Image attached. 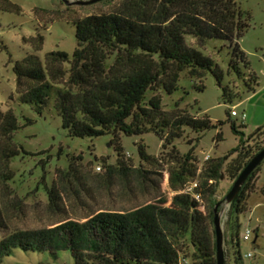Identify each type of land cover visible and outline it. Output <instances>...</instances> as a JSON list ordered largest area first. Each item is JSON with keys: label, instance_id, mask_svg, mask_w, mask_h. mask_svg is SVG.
<instances>
[{"label": "rangeland", "instance_id": "374dc122", "mask_svg": "<svg viewBox=\"0 0 264 264\" xmlns=\"http://www.w3.org/2000/svg\"><path fill=\"white\" fill-rule=\"evenodd\" d=\"M7 1L16 5L19 12L6 10L0 0V112H13L20 129L8 141L0 138V150L8 144L18 151L6 165L0 159V240L14 232L31 237L57 232L60 242L68 241L73 237L71 224H84L100 214L128 215L150 205L169 208L172 198L178 194L175 189L182 186L180 194H192L204 181L202 172L206 162L228 156L236 147L239 137L226 122L232 107L246 116L244 121L231 117L236 126H241L245 146L264 147V131L248 139L256 129L264 128V0H236L249 19L248 30L237 44L257 80L256 92H247L245 69L241 67L242 79H237L228 69L231 49L227 43L210 40L200 48L186 36L188 47L199 50L221 70L220 86L211 74L196 81L185 72L180 74L175 92L166 95L161 89L148 91L144 104L157 95L162 111L169 117H207L212 123L223 125L202 134L182 129L179 139L165 144L151 133L121 136L119 147L112 145L110 135L91 139L69 137L61 127L53 101L40 114L31 106L21 104L13 66L30 54H35L41 62L46 54L54 51L64 52L71 58L76 48L75 21L113 13L123 0H105L87 6H77L74 2L89 0H67V4L61 0ZM39 37L43 40L41 49L33 53ZM62 68L67 72L69 65L64 64ZM67 77L66 74L64 81ZM225 86L238 94L240 100L225 103L222 99ZM26 120L32 124L25 126ZM218 133L222 137L216 139ZM138 146L142 147L145 159L139 156ZM189 153L194 159L191 164L195 175L184 184L173 182L172 172L178 171L181 158ZM118 163L124 167L123 171ZM233 182L223 176L214 196L204 195L200 204L206 215L218 205L225 264H264V196L261 193L251 197L246 212L239 218L241 259L236 258L231 238L235 236L237 224L231 218L230 205L223 202ZM256 185L258 190L264 189V164ZM50 189L54 190L52 199L47 194ZM256 202L260 206L255 207ZM258 218L262 219L260 225ZM246 229L251 231V237L245 242L241 238ZM213 231L212 223L208 229L211 245L215 243ZM175 246L179 250L178 264H203L194 260L193 249L187 241L181 240ZM69 249L66 242L59 246L45 243L43 254L16 250L2 264H76ZM247 254L252 257L245 258ZM79 255V264H106L89 249L83 248Z\"/></svg>", "mask_w": 264, "mask_h": 264}, {"label": "trees", "instance_id": "16d2710c", "mask_svg": "<svg viewBox=\"0 0 264 264\" xmlns=\"http://www.w3.org/2000/svg\"><path fill=\"white\" fill-rule=\"evenodd\" d=\"M1 2L6 10L19 12L9 1ZM248 20L236 0H123L113 13L75 21L76 48L71 58L64 52L54 51L46 54L43 62L35 54L16 61L13 73L18 101L31 106L37 114L53 101V109L69 137L91 139L110 135L112 145L117 147L121 136L151 133L165 144L179 139L182 129L195 134L218 129L223 123H212L207 117H169L161 109L159 96H152L144 104L145 95L156 89L171 95L178 88L180 74L185 72L196 81L211 74L220 86L221 70L199 50L188 47L186 36L200 48L210 40L227 43L231 49L228 69L237 79L244 77L241 67L245 69V87L248 93L254 94L257 80L237 44L248 30ZM42 41L39 37L33 53L40 51ZM64 64L69 65L67 72L62 68ZM59 85L62 87L57 88ZM222 90L225 103L240 100L229 86ZM226 122L239 137L238 143L228 156L206 162L202 172L204 181L192 194H180L182 186L174 187L178 194L172 198L169 208L150 205L128 215L100 214L84 224H71L73 237L68 241L60 242L57 232L46 237L11 233L0 240V264L16 250L43 254L45 243L59 246L65 242L70 245L76 264L83 248L100 256L106 264H178L179 250L175 244L181 240L192 247L194 260L215 264V243L211 245L208 232L213 212L206 215L200 202L204 195L214 196L223 176L235 181L262 149L245 146L241 126H236L229 113ZM31 124L32 121L26 120L25 126ZM19 129L13 112H0L1 140H10ZM263 131L264 128L256 129L248 139ZM221 137L218 133L216 139ZM17 154L16 149L6 144L0 150V159L6 165ZM138 154L145 159L141 146ZM192 162L190 153L183 156L178 171L171 174L172 181L184 184L187 178L193 177ZM263 164L264 160L230 204L231 218L237 224L231 243L238 260L241 259L238 221L246 212L251 194L257 192L264 196V189L258 190L255 186ZM53 192V189L47 192L50 199Z\"/></svg>", "mask_w": 264, "mask_h": 264}, {"label": "water", "instance_id": "95a60500", "mask_svg": "<svg viewBox=\"0 0 264 264\" xmlns=\"http://www.w3.org/2000/svg\"><path fill=\"white\" fill-rule=\"evenodd\" d=\"M63 3L67 4V0H61ZM105 0H89V1H76L74 5L77 6H87L93 5ZM264 160V147L250 159V161L242 169L238 177L233 182L229 192L225 195L223 202L226 204H231L235 197L240 192L242 186L251 175V173L262 163ZM218 205L213 209V228L215 236V264H225L224 256V238L221 226V218L217 211ZM255 242V240H254Z\"/></svg>", "mask_w": 264, "mask_h": 264}, {"label": "built area", "instance_id": "2783aa9c", "mask_svg": "<svg viewBox=\"0 0 264 264\" xmlns=\"http://www.w3.org/2000/svg\"><path fill=\"white\" fill-rule=\"evenodd\" d=\"M229 114H230L231 117H233V118H239L241 121H244L245 118H246V116H245L244 113L238 114V112L236 111V107H232V108L230 109ZM250 236H251V231L246 230V231L244 232V236H242V238L244 237V238H246V240H247ZM251 257H252L251 254H247V255L245 256V258H251Z\"/></svg>", "mask_w": 264, "mask_h": 264}, {"label": "crops", "instance_id": "0c3cea01", "mask_svg": "<svg viewBox=\"0 0 264 264\" xmlns=\"http://www.w3.org/2000/svg\"><path fill=\"white\" fill-rule=\"evenodd\" d=\"M257 179H258V176H257V178H256V183H257ZM256 183H255V186H256V188H257ZM257 195H260V194L257 193V192L254 193V194H251L249 200L251 199L252 196L256 198ZM260 196H261V195H260ZM257 198H258V197H257ZM249 200H248V202H249ZM257 206H260V204L256 202V203H255V207H257ZM257 222H258L259 225L262 224V219L258 218V219H257ZM246 230H247V229H246ZM246 230H245V231H246ZM243 236H244V233H243ZM250 237H251V236H250ZM250 237L247 239L248 241H249ZM242 240L245 241V242L247 241L246 238H244V237L242 238Z\"/></svg>", "mask_w": 264, "mask_h": 264}]
</instances>
